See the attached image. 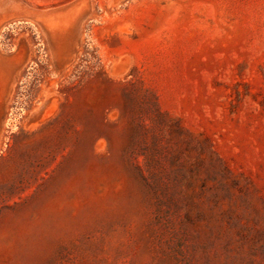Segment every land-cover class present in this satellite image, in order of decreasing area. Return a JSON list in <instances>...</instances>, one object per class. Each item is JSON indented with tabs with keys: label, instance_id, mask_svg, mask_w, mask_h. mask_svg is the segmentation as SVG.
<instances>
[{
	"label": "rangeland",
	"instance_id": "374dc122",
	"mask_svg": "<svg viewBox=\"0 0 264 264\" xmlns=\"http://www.w3.org/2000/svg\"><path fill=\"white\" fill-rule=\"evenodd\" d=\"M0 264H264V0H0Z\"/></svg>",
	"mask_w": 264,
	"mask_h": 264
}]
</instances>
